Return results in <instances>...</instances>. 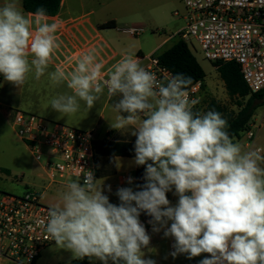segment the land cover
I'll use <instances>...</instances> for the list:
<instances>
[{"label":"clouds","instance_id":"1","mask_svg":"<svg viewBox=\"0 0 264 264\" xmlns=\"http://www.w3.org/2000/svg\"><path fill=\"white\" fill-rule=\"evenodd\" d=\"M32 15H24L17 0L0 7V76L17 89L33 70L37 80L45 75L59 47L57 23L46 21L43 7ZM102 68L87 52L72 71L48 73L53 85L71 90L53 97L50 108L68 116L80 110V101L91 110L105 89L107 97L119 96L109 126L133 129L134 164L144 166V183L137 190L118 187L114 204L104 184L82 169L83 183L68 182L50 206L47 237L73 258L156 264L143 251L151 240L140 220L144 213L153 233L163 230L174 239L173 258L207 253L199 264H264V150L234 142L222 113L194 111L199 98L190 97L191 77L158 79L130 54L108 69L107 78ZM169 192L178 197L175 205Z\"/></svg>","mask_w":264,"mask_h":264},{"label":"built area","instance_id":"2","mask_svg":"<svg viewBox=\"0 0 264 264\" xmlns=\"http://www.w3.org/2000/svg\"><path fill=\"white\" fill-rule=\"evenodd\" d=\"M186 13L185 28L180 39L193 48H198L202 57L215 63L235 62L240 68L251 94L264 90V0H183ZM179 16V13H175ZM52 22L57 23L55 34L69 35L77 24L84 23V17H65L58 13ZM122 32L131 37L144 32L143 28H126ZM101 43L99 35L80 44L81 56L94 52ZM125 55V54H124ZM123 55L109 54L103 60L102 75ZM146 70L165 79L173 73L163 66L158 56L136 54ZM113 61V62H112ZM203 82L190 87V97L199 98ZM16 136L29 148L40 166L46 184L44 191L56 184L64 185L80 178L82 169L91 170L97 179L95 135L93 131L78 130L59 123L49 122L33 114L14 111L11 119ZM246 146L254 148L256 134L251 129ZM260 149V148H257ZM82 173V174H81ZM42 193L28 191L22 196L0 194V260L15 264H35L41 251L54 244L45 232L50 207L41 202ZM149 231V218L140 216ZM77 264H84L80 261Z\"/></svg>","mask_w":264,"mask_h":264},{"label":"crops","instance_id":"3","mask_svg":"<svg viewBox=\"0 0 264 264\" xmlns=\"http://www.w3.org/2000/svg\"><path fill=\"white\" fill-rule=\"evenodd\" d=\"M5 3L6 0H0V7H3ZM17 6L29 19L34 18L31 13L25 12L23 8V0H17ZM153 11H155V0H62L59 12L61 15L73 18L84 17L86 19L84 23L77 24L75 29H73L69 35L62 36L60 34H55L59 47L55 50L52 61L49 64L45 75H43V78L46 80V83H48V88H50L53 96L55 97L63 93L71 94V90L67 88L66 83L60 86L53 85L49 80L48 73L55 71L57 68L62 69L65 72L72 71L76 66V61L81 57V43L93 38L96 35L101 37L100 45L94 50L96 59L99 62L107 60V56L109 54H130L134 56L135 53L131 50L120 51V49H126L121 48L118 43L114 42L116 39L113 36L112 31L117 30L122 32V30L119 29V26L128 24H132L128 28L144 29V24L146 23L143 16L145 12L148 13ZM53 18V16L45 17L48 23H53ZM108 23H112L113 27H104ZM168 39L169 38L164 39L162 43L167 42ZM138 54L141 55L140 52ZM141 65L143 64L141 63ZM25 88L26 83L17 89L13 85L4 81L3 77L0 76V122L11 123L12 113L17 111L15 110V103H17L18 99H15L22 96ZM215 89L216 87L214 86L211 90H207L203 81L201 101L212 99L210 102H216L217 98L215 97ZM224 91L227 94L225 85ZM106 93L107 89H105V94L101 96V99L95 103V106L91 110H88L85 103L80 101V110L75 113L78 116L73 119H77L78 122L81 123L80 126H83L88 131L94 132L96 162L98 167L97 179L100 184H104L106 192L107 185H111L112 192L109 194V197L116 204H118L119 200L115 195L117 188L133 187L134 190H137L136 185H138L139 182L138 172L140 171V180L144 183L142 177L145 168L144 166H136L134 164L135 137L130 134L133 129L129 127L118 131L110 128L109 122L115 119L116 113L112 111V106L110 105L112 97H107ZM119 98L120 97L117 96L114 103H116ZM13 100H15L14 103ZM261 109H263L261 112L262 118L260 121V127L257 128V133H255L256 136L258 132L260 133L264 129V107H260L257 112ZM54 115H58L60 118H65L67 121L68 119H71V117H69L71 115ZM81 120L83 121L81 122ZM254 122L255 115L250 124V129H252L253 125L256 127ZM26 147L28 148L27 145ZM252 149H256V140L254 148ZM129 176L133 177V184L131 185L127 183V178ZM167 196L173 205L177 203L178 197L175 196L173 192L167 193ZM148 234L151 237L150 245L147 249H143V251L147 255L146 258L155 260L156 264H199L202 259L209 255L204 253L192 259H188L186 254H181L176 258H173L172 256L166 257L164 256V252L170 249L173 250L172 245L174 243V239L165 238L163 236V230L159 233H153L152 226L150 224ZM40 259L41 257L37 259L35 264H37ZM85 260L88 264H98L94 263L90 259ZM5 263L10 264L13 262L0 260V264Z\"/></svg>","mask_w":264,"mask_h":264},{"label":"rangeland","instance_id":"4","mask_svg":"<svg viewBox=\"0 0 264 264\" xmlns=\"http://www.w3.org/2000/svg\"><path fill=\"white\" fill-rule=\"evenodd\" d=\"M176 12L179 13V16L175 15ZM185 13L186 9L183 0H155V11L145 12L143 16L146 23L144 24L145 26L143 25L144 32L140 35L131 37L121 31L114 30L112 31L116 39L114 42L118 43L121 48L126 49H120V51L131 50L135 53L134 55L140 52L141 55L144 56L152 54L157 57L180 40V32L186 26V20L184 19ZM131 25H120L119 29L123 30ZM166 38H169L168 41L162 43ZM189 48L205 71V88L211 90L215 86L216 102L220 103L225 109V113L236 112L238 108L235 105V101L230 99L228 94L224 91V85L216 67L213 63L202 57L198 48H193L191 45H189ZM53 97L46 80L43 76L38 80L35 79L33 70V72H30L28 75L26 88L22 96L15 99H18L17 103H15V110L36 115L52 123H59L74 129L88 131L83 126H80L81 123H79L77 119H73L78 116L76 114L69 116L71 119H68V121L65 120V118L54 115L60 113L50 108V100ZM116 99L117 96L112 97L111 106ZM15 100H13V103ZM210 100L201 101L199 107L194 111H200L202 113L207 112ZM262 111L263 109L255 113L254 123L256 127L253 125L251 129L254 133H257V128L260 127ZM82 121L83 120H81V122ZM234 142H239L245 150L248 149L246 146L248 142L246 134H241ZM257 148L264 150V129L260 133L258 132L256 136V149ZM262 154H264V151H262ZM261 166L264 167V164ZM45 186L46 184L40 166L35 162L26 145L16 136L11 123L0 122V192L22 196L28 191H39L42 193L41 202L50 207L58 202L59 194L65 190V186L56 184L44 191ZM105 194L109 196L110 193L105 190ZM109 199L110 202L116 204L110 197ZM171 251L173 250H166L164 256H171ZM40 257L41 259L37 264H74L79 260L78 258H73L70 251L62 249L55 243L44 248L41 251ZM84 259L90 258L85 257ZM90 260L100 264L95 258H91Z\"/></svg>","mask_w":264,"mask_h":264},{"label":"trees","instance_id":"5","mask_svg":"<svg viewBox=\"0 0 264 264\" xmlns=\"http://www.w3.org/2000/svg\"><path fill=\"white\" fill-rule=\"evenodd\" d=\"M61 5L62 0H23L25 12L34 14L38 8L43 7L46 10V16L58 14ZM112 25V23H108L104 27H113ZM158 59L173 75L183 73L191 77L192 85L199 81L203 82L206 77L204 69L190 50L188 44L181 39L159 55ZM213 65L216 67L220 79L225 85L229 98L235 101L238 110L236 112L225 113V109L219 103L212 101L208 104L207 111L215 110L222 113L228 122L227 131L233 141H235L241 134L250 130V124L256 111L260 107H264V90L257 94H251L240 72V68L235 62L225 64L215 63ZM138 175V184H143L140 180V171ZM141 216L151 219L144 213ZM81 260L84 261V264H88L85 259H79L74 264H77Z\"/></svg>","mask_w":264,"mask_h":264}]
</instances>
